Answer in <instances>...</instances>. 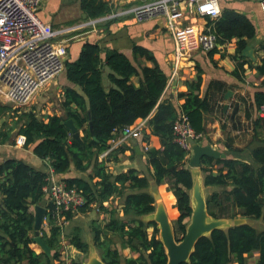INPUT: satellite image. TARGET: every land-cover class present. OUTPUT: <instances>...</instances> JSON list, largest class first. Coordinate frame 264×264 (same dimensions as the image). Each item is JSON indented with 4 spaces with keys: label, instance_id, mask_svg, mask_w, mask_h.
I'll list each match as a JSON object with an SVG mask.
<instances>
[{
    "label": "trees",
    "instance_id": "trees-1",
    "mask_svg": "<svg viewBox=\"0 0 264 264\" xmlns=\"http://www.w3.org/2000/svg\"><path fill=\"white\" fill-rule=\"evenodd\" d=\"M81 1L82 8L90 17L99 18L110 11L104 0ZM208 23H213L212 31L217 36L219 47L205 52H217L236 39L238 55H235L237 65L233 75L239 80L244 79L248 65L264 77V56L253 67L243 55L244 48L256 37V26L246 14L224 9L217 19H208ZM101 51L99 44L85 42L78 59L65 62L67 78L82 88L89 105L84 95L72 87H65L62 100L65 115L53 114L46 121L31 111L21 127L20 132L26 136V146L34 145L37 156L50 158L53 171L36 170L19 159L0 163V264H55L60 261L62 226L54 224L43 227L41 231L43 240L51 249L50 255L37 253L31 246L35 243L33 206L45 198L49 177L67 172L72 164L80 171L93 168L88 178L65 179L68 187L77 188L85 197L86 202L78 211L87 212L98 205L100 210L113 214L104 226L95 222L93 228L95 244L102 250L106 264H121L123 258L120 250L112 246L109 233L117 235L123 246L138 254L125 258V264H167L168 256L160 239L158 223L142 219L143 215L156 210L155 197L147 191L152 177L158 185L167 183L173 192L174 199L169 200L168 196L166 199L174 220L176 239L181 241L186 234L193 212L190 191L194 175L188 165L190 158L186 150L175 141L173 124L179 113L184 112L196 132L206 131L204 113L210 107V101L208 94H200L202 77L199 75L197 81L190 84L192 90L189 93L181 94L185 101L178 111L171 99L163 98L169 76L147 48L134 47L137 55L153 62V66L140 69L124 53L118 50L107 52L105 61L112 71L109 79L114 85L108 91L102 82ZM135 76L140 77L139 84L133 82ZM255 105L258 110L264 105V90L256 91ZM148 117L151 134L161 141L160 148L152 147L145 153L153 172L147 175L136 168L118 174L111 172L106 158L116 152L112 159L116 160L118 154L126 149L112 150L101 160L99 154L110 148L126 125ZM66 119L73 120L81 132L83 143L72 138L71 130L63 123ZM90 120L93 121L94 133L90 129ZM144 140L149 141V135H144ZM250 158H203L204 184L223 187L206 199L212 217H264V144L254 148ZM213 169H217L216 172ZM115 195L124 196L122 212L125 218L116 217L118 211H109L104 205ZM75 213L68 210L64 217L69 220ZM68 238L76 248L88 251V244L79 231L75 230ZM255 250L259 251L257 264H264V229L244 223L215 229L203 236L196 243L190 260L182 264H230L233 261L247 264L246 254Z\"/></svg>",
    "mask_w": 264,
    "mask_h": 264
},
{
    "label": "crops",
    "instance_id": "crops-1",
    "mask_svg": "<svg viewBox=\"0 0 264 264\" xmlns=\"http://www.w3.org/2000/svg\"><path fill=\"white\" fill-rule=\"evenodd\" d=\"M104 1L108 3L110 11L99 18H93L82 8L81 0H43L39 14L45 22L50 23L58 31L54 40L57 42L66 41L68 52L65 56V62L78 59L85 42L99 44L102 48L99 55L103 72L102 82L104 88L108 91L114 85L109 79L112 71L105 61L107 52L118 50L124 53L140 69L143 66H153L151 60L134 52L135 46L145 47L168 74V85L163 98L171 99L178 111L181 110L180 108L185 101L181 94L189 93L192 90V85L190 84L197 81L198 76L201 75L202 85L199 91L201 96L208 94L210 107L204 113L206 131L203 133L202 139L198 141V144L210 145L214 149L225 153L226 158L234 157L251 160L252 150L264 144V119H261L258 108L255 105L256 91L264 90L262 85L264 77L260 76L254 68H248V65H246L247 71L244 79L239 80L233 75L237 65L235 55H238L236 39L227 43L223 48L221 47L217 52L202 51L196 42L197 34L212 26L213 23H208V19L211 20L210 17H200L185 7L184 16L178 21L176 27V33L182 39L185 56L176 65V38L174 32L168 27L166 15L157 14L138 17L135 9L143 5L146 0ZM261 1L220 0L222 10L234 9L244 13L256 26V37L249 43L254 48L257 57V62L249 59L253 67L258 65L264 56V17ZM216 46L219 47L218 44ZM132 80L135 84H139L140 77L135 76ZM65 87L76 89L85 96L89 105V100L82 88L67 78L65 68L58 76L41 87L43 92L40 98L35 95L30 102L31 106L36 107L42 103L43 99L45 100L43 102L51 106L42 110V116H40L36 108L28 107L30 103L24 106H16L5 102L0 95V163H5L9 159H19L25 161L36 170L49 173L52 171L47 163V161L51 160L50 158H40L34 152V145L26 146L25 144V146L20 147L16 145V141L19 135H24L20 130L26 121L27 113L33 111L37 117L46 121L53 114L65 115V110L62 107ZM228 91H233V95L229 99L226 98ZM225 105H227V108H225ZM150 117L136 121L137 123L146 121V126L143 128L141 136L125 139L122 134L118 135L112 141L110 148L99 154L101 160L104 155V157H107L112 150L121 147L126 149L118 154L116 160H112L114 155H117L116 152L106 158L111 172L118 174L130 168H136L147 175L153 172L152 166L148 164L144 146L147 143L150 148H160L161 141L158 136L151 134ZM146 134L150 137L149 141L144 140V135L146 136ZM72 138H74L73 134ZM137 148H140L142 153H139ZM202 166L200 169L203 172ZM190 168L194 177L199 174L197 170L200 169ZM92 170L93 168L90 167L87 171H80L72 164L67 172L53 174L52 179L65 181L67 178L74 177L88 178ZM213 170L216 172L217 169ZM199 175L201 183L203 179L202 185L207 187L208 190L206 199L212 192L223 189L220 186H206L204 184L205 173L204 177L201 174ZM158 187H164V192L168 195L169 200L174 199L173 192L168 189L167 183L158 185L153 177L150 179L147 191L155 197L156 208L158 203L162 201L170 216L167 199L163 196L164 192H159ZM202 188L204 187L202 186ZM45 198H47V195ZM1 200L2 196H0ZM123 203L124 196L115 195L106 201L104 205L109 211L116 209L118 211L115 214L116 217L125 218L122 212ZM34 208L35 206H33L35 211ZM155 211L151 214L143 215L142 219L144 221L154 220ZM236 211L238 210L236 209ZM112 216L113 214H110V212L100 210L98 205H94L89 211H78L71 219H67L62 226L64 233H62L59 246L61 259L59 262L56 261L55 264H72L73 262L88 264L92 256H97L103 261L102 250L95 244L93 228L95 222L104 226ZM75 230L79 231L83 241L88 244L87 252H83L70 243L68 236ZM108 237L112 241V246L120 250L123 257L121 264H125V258L138 255L136 252L131 251L129 247L123 246L121 241H117V235L109 233ZM36 244L35 242L31 246L37 253L43 252L42 249L39 250L35 247ZM253 254L255 258L254 264L258 263L259 251L255 250L251 254H246L247 264H251L249 257ZM230 264H238V262L233 261Z\"/></svg>",
    "mask_w": 264,
    "mask_h": 264
},
{
    "label": "built area",
    "instance_id": "built-area-1",
    "mask_svg": "<svg viewBox=\"0 0 264 264\" xmlns=\"http://www.w3.org/2000/svg\"><path fill=\"white\" fill-rule=\"evenodd\" d=\"M43 0H0V95L1 98L16 106H24L32 101L40 88L58 76L65 68V56L68 52L66 41L57 42L58 34L53 26L45 22L40 14ZM262 11L264 17V0ZM185 7L200 17L217 19L222 12L220 0H146L135 9L138 17L164 14L168 27L174 32L176 41V65L185 56L182 39L176 33L178 21L183 18ZM196 42L203 51H210L217 45V36L212 26L197 34ZM264 118V105L258 110ZM146 121L126 125L123 137H139ZM175 141L186 150L191 158L193 146L202 139L192 126L188 115L180 112L173 124ZM26 136L19 135L16 145L23 147ZM145 151L150 147L146 143ZM105 156V155H104ZM103 156V157H104ZM50 165L51 160L47 161ZM52 185L45 188L47 195V214L44 227L63 226L66 223L64 213L77 212L85 204L83 194L75 187H68L65 181H55L49 177Z\"/></svg>",
    "mask_w": 264,
    "mask_h": 264
},
{
    "label": "water",
    "instance_id": "water-1",
    "mask_svg": "<svg viewBox=\"0 0 264 264\" xmlns=\"http://www.w3.org/2000/svg\"><path fill=\"white\" fill-rule=\"evenodd\" d=\"M243 55L248 59H251L253 62H257L255 50L251 45L248 44L244 48ZM232 95L233 91H228L226 93V98L229 99L230 97H232ZM225 108H227V105H225ZM63 123L71 130L74 138L82 142L81 133L73 120L67 119L64 120ZM89 125L92 133H94L93 121L90 120ZM94 139H96L95 136ZM137 150L139 153H142V151H140V148H137ZM204 157L221 159L226 158V154L217 149H214L210 145H201L196 143L193 146V154L190 158L189 166L195 169H200ZM196 175L197 176L194 177V185L191 190V203L193 212L187 226L186 234L181 241H178L176 239L174 226L162 201L158 203L153 217L154 221L158 223V227L160 228V239L164 244L168 256L167 264H182L183 262H188L198 240L203 236L211 234L215 229L224 228L225 226L230 227L249 223L245 218L233 219L232 224H230V218L212 217L208 212L206 196H204V188H202L203 185L199 178L200 175ZM51 186L52 185H50V187ZM192 200L194 201V204ZM47 202L48 199L45 198L40 204L35 205L34 240L41 247L43 252L50 255L51 249L45 243L41 235V231L44 227L45 215L47 214ZM88 264L106 263L97 256H92Z\"/></svg>",
    "mask_w": 264,
    "mask_h": 264
},
{
    "label": "rangeland",
    "instance_id": "rangeland-1",
    "mask_svg": "<svg viewBox=\"0 0 264 264\" xmlns=\"http://www.w3.org/2000/svg\"><path fill=\"white\" fill-rule=\"evenodd\" d=\"M54 79V78H53ZM45 85V84H44ZM43 85V86H44ZM41 91V92H40ZM46 91V90H45ZM44 91V92H45ZM43 92V89H41L40 88V90L37 92V97L38 98H40V96H41V93ZM48 92V91H47ZM48 94H50V93H48ZM43 101H45V100H43L42 99V103H40L38 106H36V107H34L33 105L31 106V103L28 105V107L30 106V107H34V108H36V110L39 112V114H40V116H42L43 114H42V110L43 109H46V107H51V106H48V104L47 103H45V102H43ZM197 171H199V174H201V176L202 177H204V173L202 172V170L200 169V170H197ZM202 183H203V179H202ZM166 184V183H165ZM203 187H204V196H207L206 194L208 193V190H207V187H205L204 185H203ZM155 190H156V188H155ZM158 190H159V192H164V187L162 188H159L158 187ZM163 196L166 198V196H168L165 192L163 193ZM158 200H161V199H158ZM192 202H193V204H194V201L192 200ZM238 218H245L246 220H247V222H249L251 225H253V226H255L257 229H264V217L263 218H260V219H254V218H250V217H242V216H240V215H238L237 217H236V219H238ZM170 219H171V221H172V224H173V226H174V223H173V221L174 220H172V217H170ZM230 220V224H232V222H233V219H229ZM190 221V220H189ZM229 226H225L224 228H228ZM151 230H152V228H151ZM116 240L117 241H120V239H119V237H117L116 238ZM35 247H37L39 250H41V248H40V246L38 245V244H36V246ZM249 261L251 262V264H254V262H255V258H254V254L252 255V256H250L249 257Z\"/></svg>",
    "mask_w": 264,
    "mask_h": 264
}]
</instances>
